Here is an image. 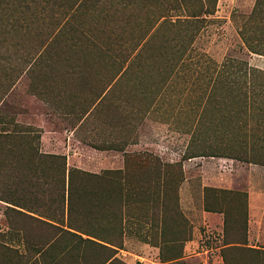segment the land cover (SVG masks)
I'll list each match as a JSON object with an SVG mask.
<instances>
[{"label": "rangeland", "instance_id": "rangeland-1", "mask_svg": "<svg viewBox=\"0 0 264 264\" xmlns=\"http://www.w3.org/2000/svg\"><path fill=\"white\" fill-rule=\"evenodd\" d=\"M44 2H29L26 10L16 7V3L0 7V133H12L15 124L21 129L27 128L26 131L32 132L24 135L27 140L21 141L19 148L24 151L30 145L28 141L32 140L31 145L43 154L39 129L27 124L31 122L32 114L41 108L36 99L52 101L56 94L79 93L82 90L84 95L80 98L85 99L89 106L94 97L111 84L110 80L117 70L125 66L127 54H131L140 37L155 31L142 58L132 61L121 80L105 95L97 111L87 119L88 134L84 142L101 145L111 141L114 126L127 122L139 126V120L144 119V115L138 114L137 110L148 106L151 95H159L165 90L166 104L161 99L162 106L159 108L163 111L176 106L171 112L182 111L184 114L161 116V121L165 123L160 127L162 133L152 131V140L161 139L162 149L169 155L165 163L137 155L127 159L134 189L125 194L123 214L135 217L138 222L132 231L127 224L125 233H135L138 244L156 239L161 232L163 243L186 237L191 229L177 212L181 173L184 180L182 157L185 152L224 156L231 155V150L251 162H264V75L251 81L254 87L251 90L248 89L250 85L245 86L254 100V108L247 112L239 108L240 104L237 106V103L227 99L226 77L215 76L222 63L229 64L231 61L247 63L264 74V57L249 53L239 36L255 0H217L210 15L204 13V6L198 0H83L79 10L68 13L64 12L65 7L59 8L53 2L46 5ZM162 16L163 23L156 25ZM17 19L20 24L11 26ZM63 22H66L65 28L58 32V26ZM49 36L55 38L42 50V43ZM185 49L187 57L180 61L178 57ZM41 51V58L31 65ZM238 77L236 80L242 82L244 78ZM176 98L179 99L178 105L175 101L172 104ZM74 101L78 102L79 98L75 97ZM191 108L197 109L194 112H200L201 116L190 114ZM150 117L154 123L153 118L158 116ZM192 123L197 125L194 139L190 141ZM143 124L152 123L145 121ZM142 129L144 132L145 128ZM63 137L62 132L61 142ZM10 144L11 141L0 143L3 154L0 168L4 174L15 168L11 164L12 157L5 156L9 153ZM25 159L23 164L26 166ZM178 159L181 160L176 162ZM224 159L227 158L204 156L197 157L195 161L186 159V163L192 162L189 164L196 170L187 169L190 180H198L202 170L205 176L223 178L226 165H229ZM35 190L38 195L32 200L33 208L55 214L54 205L40 196L39 189ZM102 192L109 194L106 188ZM75 193L77 197L81 196L78 191ZM230 198L226 194L220 198L209 197V202L215 207L220 201L224 203L221 207L228 219V233L231 220H235V228H242L243 225V213L225 203ZM117 200L110 195L104 198L109 209L99 207L101 225L97 227V232L102 233L105 240L117 238ZM161 200L165 202L164 224L157 206ZM13 217L12 223L25 226L30 238L38 234V228L30 220L16 215ZM130 222L127 218L126 223ZM145 224L150 230L146 231ZM1 225L7 227L8 223L2 219ZM47 231L40 228L42 235L50 233ZM7 233L8 238L21 237L20 233L12 230ZM199 233L200 246L204 248L214 246L221 235L216 231L207 232L205 228H201ZM232 237L242 240L243 230L230 232L228 237L226 235L228 240ZM224 239L222 245L225 244ZM181 246L183 244H163L161 249L165 256H172L179 252ZM124 249L136 251L135 238H130ZM223 254L228 264H264V255H255L244 249L221 250ZM12 259L11 251L0 248V261L7 263ZM205 259L204 256L193 257L178 264H205ZM91 260L92 257L88 256L87 261ZM139 262L145 263L144 260Z\"/></svg>", "mask_w": 264, "mask_h": 264}, {"label": "crops", "instance_id": "crops-1", "mask_svg": "<svg viewBox=\"0 0 264 264\" xmlns=\"http://www.w3.org/2000/svg\"><path fill=\"white\" fill-rule=\"evenodd\" d=\"M127 65H129V61L125 62L124 67ZM122 77L117 76L115 79L112 78L110 80L111 85L106 90L99 92L89 106L86 104L85 99L80 98L83 94L81 93L82 90L79 93L56 94L51 99L52 101L37 98L36 100L40 103L41 108L32 114V120L27 124L39 129V140L44 149L42 151L43 154L65 156L67 169L75 168L95 175H99L103 171H123L125 161L135 157V155L141 156V158L152 155L161 163H165L167 161V159L165 161V158L169 155L162 149V140H152V134L153 132L156 133L157 130L162 133L160 127L164 126L165 123L161 121V116L168 117L169 115L177 116L184 114L182 111H175L173 114L171 111L176 106L173 108L171 106L168 110L164 108L163 111L159 108L162 106L161 99L162 103L166 104L165 99L167 100V98L165 97V90H162V93L159 95L153 96L150 94L152 100L148 106L142 110L136 109L138 114L144 115V119L139 120V126H132L129 122L121 126H114L115 128L111 131V141L101 145L84 142L88 134L86 129L87 119L97 111L105 95ZM71 94H74V96ZM75 97L79 98L78 102L74 101ZM178 100L177 98L176 100H172V104L175 101L176 105H178ZM157 103H160V105L156 106ZM194 109H190V114L199 115L200 112H194ZM195 110L197 111V109ZM151 115L158 116L153 118L154 123L152 122V117H150ZM172 119L174 120V118ZM145 121H149L152 124H143ZM196 123H192L191 132L197 125ZM155 125H158V127H155ZM142 128H145L144 132ZM62 132L64 137L61 142L60 136ZM186 132L189 133V131ZM189 137H191V133H189ZM95 147L105 149L98 150ZM196 159L192 158L187 160L195 161ZM180 160L178 159L176 162ZM223 161L229 163L223 172V178L221 176L220 179L216 177L212 178L208 175L205 176L202 170L198 174V182L196 179L190 180L191 177L189 176V171H187L190 167L193 171H196L189 164L192 162L188 161L189 163H186L185 160H182L184 180L179 187L177 212L181 219L188 224L189 229H191V233L188 230L187 236L184 238H173L163 243L161 232L158 233L156 239L138 244L136 243L137 237L135 233H125L127 224H130L128 228L132 231V227H135L138 221L135 217H126V214H124L122 220V228L124 231L122 237L123 246L118 248L116 247L117 245H114V242L118 241L119 238L120 223L118 222L116 226L118 231L117 238H108V240H105L103 234L97 232V227L101 225L100 216L98 215L101 209L95 214L96 216H89L86 215L85 204L80 206L79 214L72 216V223L80 228L78 231L67 227L66 209L62 217L60 212L56 211L55 214H52L50 211L46 213L45 211H38L34 208L36 211L29 213L14 207L33 217L31 222L38 228V234L32 238H22V236L20 238L18 236L8 238L7 232L9 228L8 226H2L1 220L4 219L6 221L4 211L11 205L0 201V248L3 250L10 248L14 251L12 253L15 264H25V259L30 260L26 264H101L108 255V251L102 246L115 250L113 259H117L123 264H139V261L142 260L145 261L144 264H178L193 257L203 256L206 258L204 261L205 264H224L221 250L233 246L232 244L222 245V239L224 237V216L221 213L207 212L204 210V188H214L234 192L243 191L247 194L246 243L237 246L264 251V167L251 164L247 165L244 162L230 158L224 159ZM171 163H173V160ZM249 166L250 168H248ZM128 174L130 177V168L128 169ZM127 218L131 221L130 223H126ZM41 222L59 227L61 230L69 231L81 238H71L60 231L45 226ZM145 225L146 231L150 230L149 226L147 224ZM40 228H45L48 230L47 233H50L42 235ZM201 228H205L207 232L212 233V231H216L221 234L214 246L207 248L200 246L199 232ZM89 232L94 233L98 237H92L93 235L91 236ZM130 238H135L136 251L131 252L124 249ZM146 238L150 237L147 236ZM109 241L111 242L110 244ZM176 243L183 244L182 249L180 250L179 248V252L177 251L178 253L175 255L165 256L161 249L162 245ZM3 246L6 248L4 249ZM121 255H124V257H120ZM88 256L92 257L90 262L87 261ZM110 262L108 261L106 264ZM0 264L12 263L0 261Z\"/></svg>", "mask_w": 264, "mask_h": 264}, {"label": "trees", "instance_id": "trees-1", "mask_svg": "<svg viewBox=\"0 0 264 264\" xmlns=\"http://www.w3.org/2000/svg\"><path fill=\"white\" fill-rule=\"evenodd\" d=\"M183 2L189 0H180ZM202 3L204 6V13L212 14L215 7L217 0H198V2ZM29 2H38V0H0V7L4 5H14L16 3V7H24V9H28ZM55 3L59 8L65 7L64 12H74L79 10L83 0H71V2H65L63 0H45V4L48 5L50 3ZM43 7V6H42ZM191 17L195 18L197 16L192 15ZM164 17L162 16L158 19L156 25H161L163 23ZM160 21V22H159ZM20 24V20L17 19L16 21L12 22L11 26H17ZM66 22L59 24L57 31L62 32L65 28ZM155 31H150L147 34L142 35L136 46L133 48L131 54H127V61H129V65L126 67H120L117 72L113 75V79L117 76H123L126 71L128 70L129 66L131 65L132 61L135 59H141L146 49L148 42H150L151 38L154 36ZM239 36L244 44L246 50L254 55L263 56L264 57V0H255L253 9L249 14L245 24L239 31ZM50 37V36H49ZM47 37L46 41L42 43V50H45L54 40L55 36H51L50 38ZM186 49L182 52V54L178 57L180 61H183L186 55ZM42 51L38 53V55L33 58L31 65L36 61V59L41 58ZM177 59V58H176ZM177 59V60H178ZM225 70V71H223ZM224 76L227 79V99L231 100L233 103H237L240 107L244 108L245 112L249 109L254 108V100L249 94V90H246L245 86L253 87V83L251 81L255 80L259 76H263L264 74L255 69L248 66L247 63L244 62H232L227 64L226 62L222 63L218 70L216 71V75ZM240 78H244L242 82H238V76ZM237 79V80H236ZM247 79V80H246ZM111 85V84H110ZM244 85V88H243ZM242 91V93H241ZM209 97V96H208ZM207 97V99H208ZM258 109V108H257ZM201 116V113L198 115ZM199 122V120H198ZM197 122V124H198ZM27 128L21 129L19 125L15 124V129L12 133H0V143L3 141H11L10 147L8 149V155L11 156L12 162L11 164L14 165V170L11 172H7L4 174L2 169L0 168V201L7 203L11 206L7 207L4 211V215L6 221L8 223L9 230L14 232L20 233L22 238H30L28 235V231L25 226L23 225H14L12 222L14 219L13 216L19 217L20 219L26 220H33V217L28 215V213H32L36 211L33 208V199H36L38 192L35 190L39 189L41 191L40 196L49 199V202L54 205L55 211L60 212L61 216L63 217L65 209L67 213V227L69 229L78 231L80 228L75 226L72 223V216L79 214L78 211L82 204L86 205V215L89 216H96L95 214L100 210L99 207L108 208L104 198L114 195L117 200L118 207L115 210V215L119 216V238L118 241L114 242L116 247L121 248L123 246V228H122V220H123V207H125V194H129L133 189V185L130 182L129 174H128V160L125 161V168L123 171H103L99 175L89 174L75 168L67 169L66 167V157L62 155H49V154H41L38 152L34 146H32V140L28 141V148L23 151L22 148H19L18 144L21 143L23 140H27L26 134L31 133L32 131H26ZM196 130V126L194 130L191 132L190 141L194 139V132ZM39 138V137H38ZM30 142V143H29ZM98 150H104L105 148L95 147ZM109 149V148H108ZM22 151V152H21ZM231 155L225 154L223 155H216L215 153H186L182 157V160L192 159L197 157H204V156H211L215 157L218 156L220 158H230L234 160H238L245 163H254L260 164L264 166V162H251V160L247 159L244 156H238L234 154L230 150ZM246 155V153H245ZM2 151L0 149V167L2 165ZM153 159L157 160V158L150 156ZM26 158V159H25ZM24 159L26 160V166L23 164ZM179 168L181 170V164L178 163ZM165 166V165H164ZM171 166V164H169ZM47 171V175L45 176L44 173ZM42 175V177H40ZM45 176V177H44ZM8 182H5L6 179ZM181 183L183 181V175L181 173ZM103 188L108 189L109 194L102 192ZM76 191L81 193V196H76ZM223 194L230 195L231 198L228 202V206H232L234 210H239L243 213V225L242 228H235V220L232 221L231 229L228 233V219H226V212L222 209L221 201L216 204V207L213 206L209 202V197L214 196L220 198ZM102 199V200H101ZM158 208L160 209L162 216H161V223H165V202L161 200L157 203ZM14 207L20 208L26 212L19 211ZM204 210L207 212H214V213H221L224 216V243L225 245L232 244V247L225 248L227 250L233 249H244L252 254L255 255H264V251L255 250L251 248H241L237 245H243L246 243V221H247V194L244 192H234V191H226L214 188H204ZM55 212V213H56ZM47 227H50L54 230L62 232L64 235L70 236L71 238H81L74 233H71L66 230H61V228L49 225L45 222H41ZM230 224V222H229ZM243 230V238L239 240L238 238L232 237V239H226V235H230V232H236L239 230ZM91 233V232H89ZM93 235V236H92ZM63 236V235H62ZM91 236L96 238L97 235L91 233ZM98 237V236H97ZM90 242V241H89ZM91 243V242H90ZM111 242L109 241V244ZM105 250L108 251V255L104 258L101 264H106L108 261H111L109 264H123L117 259H113L115 255V250L111 248H107L106 246H102ZM182 249V246L180 250ZM223 249V250H225ZM8 251L14 253L13 250L8 248ZM224 264L227 263V258L222 255ZM112 259V260H111ZM162 259V258H161ZM173 259V258H172ZM25 264L28 262L29 259L24 260ZM15 259L13 255V259L9 262L15 264Z\"/></svg>", "mask_w": 264, "mask_h": 264}]
</instances>
